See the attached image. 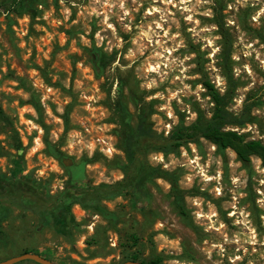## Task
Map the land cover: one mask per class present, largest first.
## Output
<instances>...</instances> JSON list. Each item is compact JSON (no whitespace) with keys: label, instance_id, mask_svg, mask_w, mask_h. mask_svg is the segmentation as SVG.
Returning a JSON list of instances; mask_svg holds the SVG:
<instances>
[{"label":"rangeland","instance_id":"374dc122","mask_svg":"<svg viewBox=\"0 0 264 264\" xmlns=\"http://www.w3.org/2000/svg\"><path fill=\"white\" fill-rule=\"evenodd\" d=\"M204 82L264 142V0H0V262L264 264L260 160L169 140Z\"/></svg>","mask_w":264,"mask_h":264},{"label":"trees","instance_id":"16d2710c","mask_svg":"<svg viewBox=\"0 0 264 264\" xmlns=\"http://www.w3.org/2000/svg\"><path fill=\"white\" fill-rule=\"evenodd\" d=\"M222 29L221 24H217ZM223 42V58L226 63L231 58V45L229 35L222 31ZM96 55L94 59L95 70L99 69L100 57L98 50L94 51ZM204 87L207 89L209 96L214 104L212 116L210 119H200L192 124H185L181 120L170 133L169 140L177 147H182L185 143H195L203 139L214 145L218 151L226 150L233 151L237 159L243 164L250 163L253 158L259 159L261 167L264 169V142L256 139H249L245 133H241L237 129H244L251 121L250 110L251 106L245 104L244 109L239 114L232 113L228 108V98L220 93L216 87L210 82H204ZM150 133L142 125L137 127L135 132L129 134L127 139V157L129 163H133L138 155L135 148L136 138L149 137ZM175 201L182 202L183 197L175 194ZM77 200L71 201L67 205V211L72 204H76ZM182 209V205L178 206ZM100 214H104L103 210L98 208ZM131 261L138 262V257H134ZM145 264H164L161 257H155Z\"/></svg>","mask_w":264,"mask_h":264},{"label":"water","instance_id":"95a60500","mask_svg":"<svg viewBox=\"0 0 264 264\" xmlns=\"http://www.w3.org/2000/svg\"><path fill=\"white\" fill-rule=\"evenodd\" d=\"M23 261H32V262H35L37 264H55V263L51 262L50 260H48V259H46V258H44L38 254H35V253L22 254V255L13 257L11 259L2 261V262H0V264H18V263L23 262ZM124 264H145V263L129 261V262H126Z\"/></svg>","mask_w":264,"mask_h":264},{"label":"clouds","instance_id":"9594fccd","mask_svg":"<svg viewBox=\"0 0 264 264\" xmlns=\"http://www.w3.org/2000/svg\"><path fill=\"white\" fill-rule=\"evenodd\" d=\"M133 43H135V41H133ZM129 55H131V53H129ZM151 86V85H150ZM153 159H158L157 157H153Z\"/></svg>","mask_w":264,"mask_h":264}]
</instances>
